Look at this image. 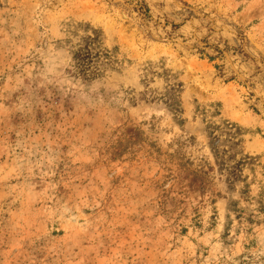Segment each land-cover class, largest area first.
<instances>
[{"label":"rangeland","instance_id":"rangeland-1","mask_svg":"<svg viewBox=\"0 0 264 264\" xmlns=\"http://www.w3.org/2000/svg\"><path fill=\"white\" fill-rule=\"evenodd\" d=\"M0 264H264V0H0Z\"/></svg>","mask_w":264,"mask_h":264}]
</instances>
